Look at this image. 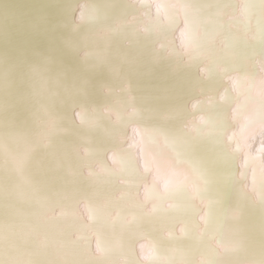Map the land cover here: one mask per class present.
Instances as JSON below:
<instances>
[{"label": "bare ground", "instance_id": "bare-ground-1", "mask_svg": "<svg viewBox=\"0 0 264 264\" xmlns=\"http://www.w3.org/2000/svg\"><path fill=\"white\" fill-rule=\"evenodd\" d=\"M31 1L40 12L50 1L56 5L55 0H11L7 6ZM132 1L76 2L82 18L68 31L76 33L60 38L61 52L67 51L63 60L70 64L57 60L59 38L52 36L57 23L46 29L39 21L26 27L17 15L13 23L0 20V96L6 93V103H19L16 98L26 99L27 81L37 75L28 114L38 116L31 135L30 130L21 133L26 128L20 126L30 115H0V264H264V228L252 230L249 217L264 219V0ZM5 2L0 15L12 10ZM69 11L64 10L66 24ZM31 36L41 44L36 50L28 45ZM173 37L178 46L168 45ZM31 50L30 58L23 56ZM186 87L200 93L188 108L194 117L182 124L188 133L181 127L163 132L166 119L185 108L170 113V93L182 95ZM156 105L167 111L149 124L144 114L157 112ZM75 134L82 138L80 148ZM109 140L118 144L108 145L107 156L100 158ZM219 140L240 165L236 176L246 174L249 194L240 197L235 214L240 225L214 228L212 208L204 202L196 242L181 247L185 238L188 242L186 231L195 226L182 214L176 234L169 224L160 231L171 241L169 250H162L161 226L175 218L172 211L196 201H185L186 195L201 191L187 179L183 150L207 145L217 151ZM12 174L19 191L7 181ZM38 189L41 194L35 195ZM135 239L140 241L134 246Z\"/></svg>", "mask_w": 264, "mask_h": 264}, {"label": "water", "instance_id": "water-1", "mask_svg": "<svg viewBox=\"0 0 264 264\" xmlns=\"http://www.w3.org/2000/svg\"><path fill=\"white\" fill-rule=\"evenodd\" d=\"M4 1L5 0H0V4ZM9 1H11V0H6V2L3 4V6H7ZM55 1H56V5L53 1H50L45 8H41L42 9L41 12L39 11V7H36L35 4H33V1H31L29 3V5H26V6L21 5L23 7L16 5L15 7L10 8L7 6L6 10L7 9L9 10V8L12 10L6 11V12L4 11V14L0 15V20L9 19L8 22L13 23V21L15 19L20 18L21 20L24 21V24L26 27L37 26V22L39 21V27L46 28V29H52V26L57 23L59 25V29H55L54 34L52 35V36H55L54 38H59L60 45H59V49L56 50V53L57 54L60 53V54L58 55L57 60L63 61L67 64H70L71 62L69 63V62L63 60L64 58L67 57V51L61 52L62 50H64L65 43L60 38H63L62 35H64V34H65L64 37L65 36L72 37L75 35L74 33H76V29L73 32H71L70 35H69L68 31H70L71 26L73 25V22L71 20L72 14H73V6H75L76 2H81L82 0H71V1H74V3H70L71 2L70 1L68 6L65 5L66 3L64 5H62L61 4L62 0H55ZM132 2H133V4L135 3L134 0ZM140 2L138 4H141ZM147 3H149V2H147ZM65 8H68V10L70 9V11H69V13H70L69 24L65 23L66 19H68V18H64ZM232 10H234V7ZM11 12H13V13H11ZM16 15L19 17L17 18ZM62 20H65V21H63L64 23H62ZM17 23L18 22H16V24ZM43 39L49 40L48 36L46 38H43ZM2 40H3V36L0 35V42ZM74 40H76V39H74ZM76 42L78 45L77 48H81L80 47V43H81L80 40H78ZM28 45H29V47H33L34 48L33 50H36L40 47L41 44H40L38 39H35L31 36V38L28 39ZM49 45H50V43L49 44H43V47L45 49H49ZM69 48L71 49V47H69ZM1 49L2 48L0 45V53L3 52ZM33 50H31L30 52L26 53L23 56L30 58V56H32V54L34 52ZM73 53L74 52H72V55H73ZM78 57L79 56H74L73 59L78 58ZM78 61H79V58H78ZM30 66H29V68H30ZM52 70L56 73H59V71L65 72V70H59L56 67L52 68ZM73 74L74 73H72L71 75H73ZM36 78H37V75H35L31 79L32 82L27 81L26 91L30 90V93L26 92V99H24V96L22 98H16L17 100H19V103H15V105H11L10 103H6L4 101V100H7V98L5 97L7 95L6 93L5 94L2 93V95H4V96H0V115H10L13 117H16V115H30V118L28 119L27 123H22L20 126L25 124V128H26V129L22 128L21 133H24L25 131L30 130L31 135H32V132H34L36 129V128H34L33 120H34V118L36 119L38 117L37 115L28 114V111L31 113L33 110V108H32L33 103L31 100H29V98H30L29 96H31V89H32V88L30 89V85H31V83H33V81H34L33 79H36ZM188 82L189 83L187 85L192 86L193 81L191 79H188ZM97 83L98 82H95L94 84H97ZM164 83H165V81H162V82L157 83L156 85L159 88L160 86L165 85ZM224 84H225L224 86L226 87L227 83H224ZM105 86L108 87L109 82H107V84ZM121 86H123V84ZM96 87L99 88L100 85H98ZM143 88H145V87H143ZM198 91H199V89H197V91H192V89H190L189 87H186V90L182 93V95H178V93H175L177 91L170 93V97H168V98L173 99L171 101V106H174V107H173V110H171V111H170V109H168L169 112L174 113L175 111H177L181 107V105H185V108H182L181 112L174 113L176 115L175 119H171V118L166 119L165 123H163V125H165V126L161 127V130L163 132L168 131V130H170V131L174 130L175 131V129L178 130L181 127L184 130V132L188 133V131H189L188 126L186 125L185 127H183L184 125H182V124L185 123L184 121L188 117H194V115H191V114L188 115V113H190L188 111L189 110L188 108L190 106H192V104H194L195 102L198 101L197 97H199L198 94H200ZM142 93L144 94L145 90L144 91L142 90ZM201 93L203 94L204 91H202ZM100 94L102 96L104 95L102 90H100ZM218 102H220V101H218ZM91 104L92 103L88 104V106H91ZM159 104H161V103H159ZM98 106L103 107V104H98ZM23 107H25L27 110L22 111ZM156 107L158 108L157 112L151 114V110L148 108L149 111H147L144 114V115H146V118H148L149 124L155 123V119L159 118L164 112L167 111V109H164L167 106L164 107V105H162V106L156 105ZM144 109H146V108H143V110ZM198 111H200V110L198 109ZM129 112L130 111H127L126 113H129ZM223 112L224 111L221 110L220 115H223ZM126 113H125V115H126ZM191 113H192V111H191ZM153 115H155V116H153ZM220 119H221L220 120L221 123H223V122L227 123L228 122V120L226 118H224V119L220 118ZM188 120L189 119H187V121ZM41 122L43 123V121H41ZM230 123L231 122H228L229 125H230ZM146 125H147V123H146ZM149 127H151V125ZM39 128L43 129L44 124L39 125ZM220 129H222V128H220ZM67 135H68L66 138L67 141L65 140L64 143L69 144L72 142V137H71L70 133ZM75 136H76V140H77V142L75 144L77 145V147L78 146L82 147L81 145L83 143L81 141H78L82 138L76 134H75ZM218 136H220V133L218 134ZM172 137L176 138V136H172ZM174 138H172V140ZM116 144H118V143L115 140H112V141L109 140L108 144L106 143L107 146H103V151H102V154L100 155V158H103V157L105 158L107 156V152H108V148H109L108 145L110 147H116ZM218 144H219L218 145L219 147H217V151L214 150V148H212L211 146L207 147V145H203L202 147L197 148L195 151L192 150V147H187L183 150L184 154H186V156H187L188 164H189L188 171L190 172V175L187 177V179L189 178V180L192 182L193 186H197V187L201 186V189H200L201 191L199 193H197V195H194V196L189 195V194L186 195L187 197H186L185 201L189 200L192 197H196V201H192V203H190V205H189V202L187 201V207H185V209L182 208V205H181L177 211H172L169 215H171L175 218L172 221L163 223L164 225L161 226L160 230L158 231V233H159L158 236H159V240L161 239V241H164L162 243V245H160L162 247V250L168 251L170 244H171V241L169 240L168 237L164 236L163 233L160 234V231L163 230L164 226L169 224V227L172 230L171 235L176 234L175 230L178 228V225L182 219V217H181L182 214H184L183 218L187 217V218L191 219V221L195 224V226H193V227L190 226L189 232L186 231L185 235L188 238V242L186 244V241H185L186 238H185L184 242H182V244H181L184 246H181V247L185 249L188 247V245L190 243L196 242L195 238H196V236H198V232H197L198 224L201 223V221L198 219V216H199V214L203 213L205 210L204 202H207V204H209L208 207L212 208V213H213L212 215H216V216H212V215L210 216V220L213 222L214 228L215 227L217 228L219 226L218 229H220L222 231L223 229H225V226L232 227V225H235V226L240 225L241 220H239V218H237L235 216L236 213L240 212V210L238 209V208H240L238 203H239V200L241 198H242V200H244L243 196L245 198H247V195L249 194L248 190L245 189V187H244V184L247 183L245 170H243L244 172L242 170H240V173L242 171L243 174H241L239 177H237L236 172L238 175V169H240V165L238 164L236 157H234L233 159L231 158V152L230 151L227 152L225 145H224L222 140H219ZM80 147H78V148H80ZM127 147L128 146H123L122 148L127 150ZM221 150H223L225 152L221 153L220 152ZM132 153H136L135 147H134V150L132 151ZM76 161H78V159ZM74 164L76 165L75 162H74ZM94 173H99V172L95 171ZM78 176H79V179L83 181V183L86 182V180L84 179L82 174H78ZM196 180H200V181L197 182ZM7 181L12 182L13 186H16L17 190L19 191L20 185L18 183L16 176H14V174H12L11 177H9L7 179ZM180 188L185 190L184 184H182V186ZM184 190H183V193L186 194ZM218 193H220V195H219L220 199L217 200L215 205H211L212 200L218 196ZM34 194L40 195L41 191L39 189L35 190ZM204 199H206V200H204ZM202 200H204V201H202ZM182 204H183V206L185 205L184 202H182ZM24 205H26V207L28 209L29 208L31 209V207H32V204L29 201H26V203ZM47 209L48 208H45L42 211H39V213H42V215H43L44 213L47 212L46 211ZM242 211L244 212L245 209L242 208ZM48 213H51V212L49 211ZM191 213H192L191 217H188V215ZM204 213H206V212H204ZM241 214H242V212H241ZM0 216H2V215H0ZM213 217H215V220ZM249 217H250V219L254 220V221H252V223L255 224V225L250 224L252 227V230L260 232L261 227L264 228V219L262 220V218L260 216L255 217V219L251 216H249ZM236 221H239V224H236ZM242 221H244V220H242ZM24 222L28 226V224H29L28 219H27V221H24ZM25 223L23 225L24 228H26ZM203 225L204 224H201V226H203ZM221 225H225V226H221ZM260 234L262 235L261 240L264 239V234H263L262 230H261ZM4 236H6V234L1 235V237H4ZM170 239H171V237H170ZM256 239H258V238H256ZM139 241H140V239H135L134 246L137 245ZM200 248H203V247H200ZM200 248L197 250V252L190 253V256L194 253L198 254L202 250ZM179 249H181V248H179ZM260 254L262 255L261 258L264 259V252L261 251ZM138 262L142 263V260H140V258H139ZM5 263H8V262L5 261Z\"/></svg>", "mask_w": 264, "mask_h": 264}, {"label": "clouds", "instance_id": "clouds-1", "mask_svg": "<svg viewBox=\"0 0 264 264\" xmlns=\"http://www.w3.org/2000/svg\"><path fill=\"white\" fill-rule=\"evenodd\" d=\"M80 6L79 5H75L73 6V23L78 22L81 18H82V13L80 11H78L77 9H79ZM169 46L175 47L178 46V40L176 39V37H173L171 40H169L168 42ZM160 47L164 46L163 42H160L159 44Z\"/></svg>", "mask_w": 264, "mask_h": 264}]
</instances>
